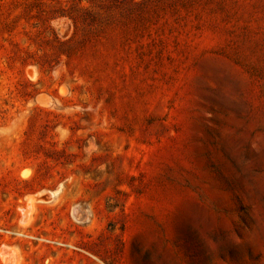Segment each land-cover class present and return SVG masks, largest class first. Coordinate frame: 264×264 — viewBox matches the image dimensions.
Instances as JSON below:
<instances>
[{
    "label": "rangeland",
    "instance_id": "obj_1",
    "mask_svg": "<svg viewBox=\"0 0 264 264\" xmlns=\"http://www.w3.org/2000/svg\"><path fill=\"white\" fill-rule=\"evenodd\" d=\"M11 256L264 264V0H0Z\"/></svg>",
    "mask_w": 264,
    "mask_h": 264
},
{
    "label": "water",
    "instance_id": "obj_2",
    "mask_svg": "<svg viewBox=\"0 0 264 264\" xmlns=\"http://www.w3.org/2000/svg\"><path fill=\"white\" fill-rule=\"evenodd\" d=\"M13 260H14L13 256L9 257L7 259V264H12L13 263Z\"/></svg>",
    "mask_w": 264,
    "mask_h": 264
},
{
    "label": "bare ground",
    "instance_id": "obj_3",
    "mask_svg": "<svg viewBox=\"0 0 264 264\" xmlns=\"http://www.w3.org/2000/svg\"><path fill=\"white\" fill-rule=\"evenodd\" d=\"M2 252V251H1ZM4 256V255H3ZM9 256V255H8ZM6 264V263H5Z\"/></svg>",
    "mask_w": 264,
    "mask_h": 264
}]
</instances>
